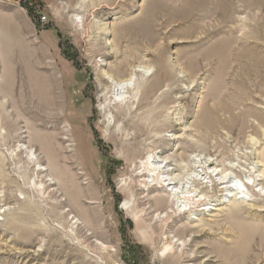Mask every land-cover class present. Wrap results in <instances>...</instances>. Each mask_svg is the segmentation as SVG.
I'll return each instance as SVG.
<instances>
[{
    "label": "rangeland",
    "instance_id": "374dc122",
    "mask_svg": "<svg viewBox=\"0 0 264 264\" xmlns=\"http://www.w3.org/2000/svg\"><path fill=\"white\" fill-rule=\"evenodd\" d=\"M219 1L0 0V264H264V0ZM138 67L116 117L103 73ZM162 153L247 195L173 211Z\"/></svg>",
    "mask_w": 264,
    "mask_h": 264
},
{
    "label": "bare ground",
    "instance_id": "6f19581e",
    "mask_svg": "<svg viewBox=\"0 0 264 264\" xmlns=\"http://www.w3.org/2000/svg\"><path fill=\"white\" fill-rule=\"evenodd\" d=\"M201 1H202V4H211V0H201ZM194 2L199 3L200 0H194ZM219 4L224 5V0L219 1ZM228 43L229 42L218 45L216 47L217 49H215L216 54H218L219 56H224L227 52L226 49L228 47V45H227ZM138 68L139 69H136L135 71H133L130 74V77L128 79L121 78V80H119L112 75L103 73L102 80L104 82H106V84L108 85V89H109L108 94L111 96L110 102L115 103V104L111 103L112 105L109 106V110L111 112H114L116 114V117L117 116L120 117L121 111H122V109H124V107H122V106L129 104L130 102H134V99H136L139 91H141L142 89H145V87H146L147 82H146L145 77H147L146 75H148L149 68L148 67H146L147 69L145 67H143V68L138 67ZM188 73L185 72L183 69H181V74H183L185 76V78L188 77V79H189V76L187 75ZM173 75H174V73H173ZM35 81H36V79H34L32 84H34ZM103 81H102V83H103ZM48 83H49V81H48ZM51 83H49V85H48V91L50 92V95H51L50 97H52L53 101H55V95H56V92L58 90V86H57V83L55 80H52ZM32 89L34 91V88H32ZM153 89H154L153 92H155V88H153ZM36 95H38V94H36ZM151 95H152V93L149 94V96H151ZM56 99H57V97H56ZM150 119L152 120V122L154 121L153 123L157 124L156 123V122H158V116L157 115L152 116ZM166 127H168V126L166 125ZM143 128H144L143 126L142 127L140 126L139 130L141 132H143V130H144ZM201 160H202V158H201ZM263 160H264V157H263ZM173 162H175V161L172 160V157H170L168 155H164V153H162V155L159 157H153L152 159H149L145 163V165H144L145 170L143 171L147 175H150V173L152 174V172H153V175L151 177H153L155 179L154 181L158 184L157 185L158 190H161L163 193L167 194V196H168L167 198H169V202L167 201V199H164L162 197L159 198V200L160 201L165 200L168 203V205L170 206V209L173 211L176 207V203H179V204L182 203V205L185 206L186 210H188V211H185V214H186V212L192 213L193 209H196V207L199 203H201V205L203 203L202 206L200 205L201 207L209 206L210 205L209 203L208 204L205 203L206 200L204 202L202 201V199L204 197V196H202V194L205 193V189L199 187V186H203L204 185L203 182L206 181L207 179L211 180V182L213 183V187H215V186L221 187V189H222L221 192L223 193L222 197H224V198L231 197V196H229L228 193H230V195L234 194L236 197H238L242 194H244L245 196L247 195V194H245L244 191H241V193L240 192L236 193V190L231 186V183L226 182L227 176H226L225 172H221V176H219L220 181H217L218 179L217 180L214 179L216 177L218 178V175H216V177H215V176H211V174L209 173V171H213V173H215L217 171V169L215 167H213V164H210L208 166V169L206 168L207 166L205 167L203 164H201V166H199V167H194L195 170L192 171L190 174H185V176L184 175L181 176L180 174H178V170L182 171L184 169L182 168V166L180 164L175 163L173 165ZM196 164H197V162H196ZM153 165L155 166V169H153ZM197 180L201 183L200 184L197 183ZM245 187L249 189V187L247 185H245ZM196 194H198V195L194 196ZM244 195H243V199H244ZM200 196H202V197H200ZM206 208H208V207H206ZM205 210L206 209L200 210L199 212H204ZM209 210H212V209H209ZM262 212H264V211H262ZM231 214L234 217H236L240 214V210L238 208L234 207V208H232ZM193 220H195V219H193ZM258 227L259 226H255V225H244L242 228V235L244 236L242 238V240L244 241L245 237H248L249 235L256 236V232L258 230H260V227L259 228ZM167 239H168V242L171 243L170 245H173L175 247L174 249H176V247L182 246L181 244H179L180 240H178L177 242H174V239H172L171 237H168ZM182 243L184 244V242H182ZM184 247H186L185 244L183 245V248Z\"/></svg>",
    "mask_w": 264,
    "mask_h": 264
},
{
    "label": "built area",
    "instance_id": "2783aa9c",
    "mask_svg": "<svg viewBox=\"0 0 264 264\" xmlns=\"http://www.w3.org/2000/svg\"><path fill=\"white\" fill-rule=\"evenodd\" d=\"M45 21H46V18L42 19V23H45Z\"/></svg>",
    "mask_w": 264,
    "mask_h": 264
}]
</instances>
